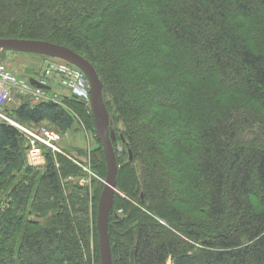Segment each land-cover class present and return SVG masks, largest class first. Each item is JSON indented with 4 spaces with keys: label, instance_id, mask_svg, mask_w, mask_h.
<instances>
[{
    "label": "trees",
    "instance_id": "16d2710c",
    "mask_svg": "<svg viewBox=\"0 0 264 264\" xmlns=\"http://www.w3.org/2000/svg\"><path fill=\"white\" fill-rule=\"evenodd\" d=\"M10 38L66 46L104 84L118 137L114 264L133 250L135 264H264V0H0ZM65 103L24 99L10 113L93 128L83 102ZM27 144L0 123V264H92L104 183L67 181L81 171L47 148L34 169ZM92 155L106 179L102 145Z\"/></svg>",
    "mask_w": 264,
    "mask_h": 264
},
{
    "label": "water",
    "instance_id": "95a60500",
    "mask_svg": "<svg viewBox=\"0 0 264 264\" xmlns=\"http://www.w3.org/2000/svg\"><path fill=\"white\" fill-rule=\"evenodd\" d=\"M0 51L31 54L61 60L77 67L87 77L91 87V110L95 124V133L102 145L107 167L105 184L98 202L96 223L100 262L101 264H114L109 235V219L114 208L115 194L117 192L119 165L115 143H117L118 137L116 132L111 128L113 121L107 108L109 101L104 99V84L97 70L89 60L74 50L48 41L17 38L0 39ZM30 81L34 86L48 89L34 78L30 79ZM129 153L130 160H132V153ZM130 264H135V250L132 251Z\"/></svg>",
    "mask_w": 264,
    "mask_h": 264
},
{
    "label": "built area",
    "instance_id": "2783aa9c",
    "mask_svg": "<svg viewBox=\"0 0 264 264\" xmlns=\"http://www.w3.org/2000/svg\"><path fill=\"white\" fill-rule=\"evenodd\" d=\"M35 79L49 87L50 90L52 88L50 81L57 80L58 85L68 91L71 97L91 108L89 81L77 67L61 60H49ZM49 89L34 86L28 76L19 74L4 62L0 63V123L15 127L27 140V162L33 168L46 166V155L43 148L49 149L54 155L63 154L58 146L61 135L46 127L18 122L8 112V108L18 102L19 98L28 99L33 104L40 102L59 103L56 97L49 94ZM74 116L76 115L74 114ZM118 151H121L120 147Z\"/></svg>",
    "mask_w": 264,
    "mask_h": 264
},
{
    "label": "rangeland",
    "instance_id": "374dc122",
    "mask_svg": "<svg viewBox=\"0 0 264 264\" xmlns=\"http://www.w3.org/2000/svg\"><path fill=\"white\" fill-rule=\"evenodd\" d=\"M49 60H54V59L43 57V56L31 55V54H21V53H15V52L0 51V63L4 62L8 66L12 67V69L18 72L19 74L26 75L28 77L30 76L38 77L40 71L43 69L44 65ZM56 81L57 80H54V79L50 81V84L53 86V90L51 89L49 94L53 97H56V100L59 102V104L63 105L66 109H68V106L66 105L65 101L71 98L70 93L66 91L65 89L61 88L57 84L58 81L57 82ZM20 103L21 102L18 101L15 104L9 106L8 112L12 111V109H15L18 105H20ZM86 107L89 110V112L92 114L91 108L88 106ZM76 119L77 121L74 127L65 133L56 131L48 123H44L39 126L46 127L49 130L55 131L61 135V140L58 143L60 150L63 152V154L61 155L65 154V157L68 158L72 163H74V165L77 166L79 170L81 171V174H79L81 175L80 177L70 176L67 179V181L79 184L81 186H90L92 179H97L99 182L104 183L105 179L99 177L93 171V167H92L93 165L92 153L94 152V150L92 149L95 147L94 144L97 143L96 146L98 147L101 146L100 143L96 142L97 137L95 133V124L93 126L94 128L93 129L90 123L87 124V122L85 121L83 117L78 116ZM80 132L84 134L83 137H85L87 141L91 139L92 142L91 143L86 142L85 145H83L82 142H80L79 140H77V138L74 137L76 133H80ZM81 146L82 147L84 146V147L80 148ZM121 152H122V148H121V151H119V153ZM80 153L84 155H81ZM44 168H34V169L42 172ZM6 202H7V198L3 197L2 201L0 202V208H4L6 206ZM97 210H98V205H97ZM96 223H97V217H96ZM96 242H97L98 250H99V239H98L97 226H96V237L95 236L93 237V235L91 236V243L89 247L90 254L93 258L92 264H95ZM99 257H100V251H99ZM168 264H172L171 261H169Z\"/></svg>",
    "mask_w": 264,
    "mask_h": 264
},
{
    "label": "crops",
    "instance_id": "0c3cea01",
    "mask_svg": "<svg viewBox=\"0 0 264 264\" xmlns=\"http://www.w3.org/2000/svg\"><path fill=\"white\" fill-rule=\"evenodd\" d=\"M30 78H35V76H30ZM57 82V81H56ZM58 84V83H57ZM52 90H53V86H52V88H51ZM50 90V89H49ZM56 90V89H55ZM22 99L23 98H20L19 99V102H21L22 101ZM84 136V134L83 133H76V135L74 136L75 138H77V140H79L80 142H82V144L83 145H85V143L86 142H92L91 141V139H89L88 141L85 139V137H83ZM96 142H97V140H96ZM95 145V147L92 149V150H97V149H99V147L98 146H96L97 145V143L96 144H94ZM79 147V146H78ZM84 147V146H83ZM82 146L80 147V148H83Z\"/></svg>",
    "mask_w": 264,
    "mask_h": 264
}]
</instances>
